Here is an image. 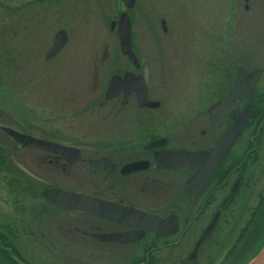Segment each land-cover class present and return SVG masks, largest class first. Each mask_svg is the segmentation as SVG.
<instances>
[{
    "label": "rangeland",
    "instance_id": "374dc122",
    "mask_svg": "<svg viewBox=\"0 0 264 264\" xmlns=\"http://www.w3.org/2000/svg\"><path fill=\"white\" fill-rule=\"evenodd\" d=\"M22 3L0 0V108L19 121L26 132L65 139L83 150L90 139H100L95 149L106 148L104 139L125 132L124 119L131 124L149 122L154 127L174 119L187 121L191 136L173 141L180 145L195 136L191 124L228 92L238 67L248 72L264 66V0H248V12L243 10L242 0H237L233 10H228L223 0L220 7L216 0H135L127 12L132 47L140 63L136 72L144 77L149 97L160 105L153 112L138 111L133 104L120 111L117 104L101 102L112 75L134 70L118 50L116 31L109 30L110 21L126 10L121 0H61L56 6H60L58 15L50 22L46 19L42 30H50V37L64 29L69 43L60 56L48 62L44 55H38L44 45L32 55L35 27L25 22ZM256 87L260 94L264 91V74ZM254 124L250 123L237 140L238 160L252 144ZM1 125L7 123L0 120ZM181 131L182 127L177 132ZM260 138L253 142L257 150L241 165L250 162L233 220L223 232L221 254L240 228L247 229V241L237 243L231 259H223L221 264H247L264 245V133ZM0 144H7L1 132ZM3 159L6 165L28 164L12 163L10 157ZM78 177V191H91L80 169ZM47 181L46 186L55 184L48 174ZM11 203L5 206L3 215L8 212L14 217L21 207ZM48 206L40 216L52 229L56 214L48 211ZM81 252L74 255H88ZM88 253L116 263L120 257L130 256L117 251ZM48 255L49 263L63 260L53 251Z\"/></svg>",
    "mask_w": 264,
    "mask_h": 264
},
{
    "label": "flooded vegetation",
    "instance_id": "af4514ba",
    "mask_svg": "<svg viewBox=\"0 0 264 264\" xmlns=\"http://www.w3.org/2000/svg\"><path fill=\"white\" fill-rule=\"evenodd\" d=\"M223 1L228 10L236 8L237 0ZM242 1L243 10L248 12V0ZM60 2L61 0H23L22 3L25 22L28 27L29 24L35 27V38H32L35 39L32 43L35 50L32 55L44 45L43 52L38 55H44L43 59L46 62L60 56L69 43L67 31L64 29L56 30L50 37V30L47 33L42 30L46 19L50 22L58 15L57 8L60 6H56ZM216 3L221 6V0H216ZM121 4L124 7V3ZM133 6L120 11L118 16L110 21V31H116V26L110 29L111 23H116L120 14L131 10ZM127 15L131 24L128 12ZM59 31L66 33L65 42L54 56L47 58ZM131 48L136 56L132 41ZM118 50L120 51L119 44ZM120 54L134 70L114 75L122 77L128 72L139 75L140 73L136 72L140 68L139 61L136 68L127 56L121 52ZM261 69L264 74V66ZM106 88L102 105L117 104L120 111L128 104H133L138 111L153 112L160 105V102L149 97L147 85L146 102H158L157 107L146 105L140 107L134 91L127 94L120 91L116 97L105 99ZM258 93L259 90L255 87L249 99L237 101L225 116L212 122L211 115L222 103L224 96L209 111L203 112V116L199 117L197 122L191 124L190 128L195 136L187 138V141L180 145L173 141L182 140L187 135L191 136L190 123L180 119H174L165 125L156 124L155 127L149 122L131 124V121L126 122L124 119L122 124L125 132L115 138L104 139L106 148L95 149L96 141L100 139H90L83 150L80 145L66 143L65 139L60 141L49 137L52 135L26 132V128L11 115L13 121L0 117V120L7 123V126H0L1 135L7 139V144H0V264H221L223 259L230 260L235 245L242 243V240L247 241L244 234L245 232L248 234L247 229L240 228L231 243L222 251L224 255L221 254L225 236L223 232L229 228L233 220L237 195L241 187L245 186L243 177L247 166H250V162L243 166L238 165L241 158L238 160L236 156L237 140L254 118L243 128L208 180L201 186L193 183L189 186V182L204 168V160L199 163H189V160H185L188 167L171 168L158 166L157 157L173 150L210 151L232 122V116L249 103L253 106ZM126 114L127 111L124 112V115ZM181 127L182 131L177 132ZM3 128L45 142L77 149L79 157L73 161L74 152L71 151L62 154L34 143L23 146L5 133ZM168 128L169 131H163ZM253 138L252 135L250 143ZM158 140L160 146L151 145ZM3 157L6 159L10 157L12 163L22 161L28 164L6 165ZM90 161L101 162L99 166H93ZM134 163L138 164L136 169L127 168ZM79 169L91 188L89 192L77 189ZM47 174L51 183L55 184L46 186V183L50 182L47 181ZM54 189L102 201L100 213L58 207L45 195L47 190ZM63 201V197L58 200L59 203ZM9 202H12L11 205L21 206L14 213V217L8 212L3 215L4 208H8ZM47 206L48 211L56 214L52 229L49 224L46 227L44 217L40 216L42 211H47ZM59 215L62 218L58 219ZM215 216L212 229L198 245L193 259L190 260L195 245ZM50 251L63 258L62 262L49 263ZM81 251H87L88 255H74ZM111 251L128 252L130 256L120 257L119 263H116L96 259L98 256L88 253Z\"/></svg>",
    "mask_w": 264,
    "mask_h": 264
},
{
    "label": "water",
    "instance_id": "95a60500",
    "mask_svg": "<svg viewBox=\"0 0 264 264\" xmlns=\"http://www.w3.org/2000/svg\"><path fill=\"white\" fill-rule=\"evenodd\" d=\"M122 2L124 3L126 8H131L133 6L134 0H122ZM115 26L121 53L127 56L130 62L136 68H138V60L131 48V24L127 13H121L118 18V21L116 23H111L110 29H114ZM161 27L163 31L166 30L165 22L163 20L161 21ZM65 39L66 33L64 31H59L55 36L53 47L49 51L47 58L54 56L60 50V48L65 42ZM261 74V68H256L247 72L242 67H238L235 71V77L231 88L223 98L222 103L211 115V121L214 122L225 116L237 101L249 99L254 92V89L261 77ZM146 90L147 89L145 80L140 74L134 75L133 73L128 72L122 77L114 75L110 78L108 82L105 91V99H112L116 97L120 93V91H123L124 94L134 91L136 93L137 103L140 107L144 105L148 107H157L158 102H146ZM254 115L255 113L252 104L249 103L245 105L236 115L232 116V122L227 127V129L221 134L214 147L210 151H167L166 153L159 154V156L157 157V165L162 167L183 168L188 167L185 163V160H189V163H199L201 160H204V168H202V170L199 171L189 182V186L191 183L198 184L199 186L203 185L208 180L210 174L215 169V167L221 162V160L229 150L230 146L240 134L242 129L245 127L247 122L252 119ZM0 117L8 121H13V118L1 109ZM3 131L23 146L30 143H34L37 145H43L52 148L62 154L71 151L74 152L72 154L74 155L73 161H76L79 157V151L77 149L38 140L8 128H3ZM151 145L160 146V140L153 142ZM100 162L101 161H90V164L93 166H99ZM137 166L138 164L134 163L129 165L127 168L133 170L136 169ZM45 195L58 207L61 208H68L84 212L94 211L100 213L99 208L101 207L100 205L102 204V201L93 197L75 193L71 195V193L69 192H65L58 189L47 190ZM62 197L64 198V201L63 203H59L58 200ZM67 203L68 205H66ZM215 219L216 216L213 218L211 224L206 228V230L203 232L202 236L198 240L197 244L193 249V252L189 257L190 260L193 259V255L195 254L198 245L203 241V239L208 235V233L212 229V225L214 224ZM248 264H264V246Z\"/></svg>",
    "mask_w": 264,
    "mask_h": 264
},
{
    "label": "trees",
    "instance_id": "16d2710c",
    "mask_svg": "<svg viewBox=\"0 0 264 264\" xmlns=\"http://www.w3.org/2000/svg\"><path fill=\"white\" fill-rule=\"evenodd\" d=\"M253 107H254V111H255V117L254 120L251 122V124L253 122H255L253 129H252V135H253V141L252 144L250 145V147L242 154L240 161L238 162V164H242L243 162H246L248 160V157L254 153V151L257 150V148H253L256 147L253 146V142H258L260 141V136L262 133H264V94H257L256 98H254V102H253ZM259 138V140H258ZM256 160V159H254Z\"/></svg>",
    "mask_w": 264,
    "mask_h": 264
}]
</instances>
